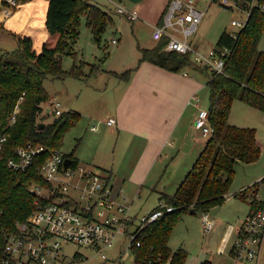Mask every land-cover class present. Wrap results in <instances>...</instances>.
<instances>
[{"label":"trees","instance_id":"1","mask_svg":"<svg viewBox=\"0 0 264 264\" xmlns=\"http://www.w3.org/2000/svg\"><path fill=\"white\" fill-rule=\"evenodd\" d=\"M18 1L24 4L32 0ZM46 1L49 36L41 47H35L32 37L14 35L16 49L0 52V135L8 134V140L0 151V210L5 222L10 224L26 220L35 209L38 196L30 190L32 185L36 183L49 188L50 183L35 167L27 172L16 171L8 166V160L15 156L18 148L28 143L42 145L48 150H60L66 133L81 119L77 111H63L53 122L41 128L43 122L38 118L53 100L45 88L46 80L50 77L87 79L97 72V66L92 65L91 72L85 74L84 62L67 71L62 64L63 56H75L72 51L80 35L82 17L86 18L98 44L114 22L111 12L90 0ZM259 2L264 4V0ZM164 13L158 23H161ZM3 30L4 26L0 24V33ZM263 34L264 11L259 7L252 9L247 25L236 38L227 30L223 31L216 47L228 48L231 53L226 58L224 74L219 75L195 64L190 54L166 51L168 39L159 41L152 49H141L139 65L149 62L171 72L193 69L210 73L206 87L213 133L176 193L162 195L161 202L165 208L174 207V211L166 213L142 231V247L137 251L140 261L162 254L165 258L172 255V264H185L187 252L183 249L173 252L169 246L178 223L185 215L209 213L223 205L231 189L236 166L252 164L260 159L262 148L257 140V130L233 125L230 118L235 101L264 112V51L259 48ZM134 70L116 75L129 81ZM18 104L20 109L16 122L10 125ZM47 157L48 152L36 161V165ZM65 157L72 159L73 167L80 164L74 153ZM241 197L246 200L245 196Z\"/></svg>","mask_w":264,"mask_h":264},{"label":"built area","instance_id":"2","mask_svg":"<svg viewBox=\"0 0 264 264\" xmlns=\"http://www.w3.org/2000/svg\"><path fill=\"white\" fill-rule=\"evenodd\" d=\"M106 1L111 4L109 12L112 14H118L131 22L141 19L137 9L128 7L127 2L132 0ZM2 2L5 4L2 8L5 15L11 14L21 5L18 0ZM201 2H207V8H202ZM213 4L240 11L246 16L232 21V26L237 30L229 33L235 38L247 25L253 8L259 7L264 11V4L259 0H170L161 23L155 25L153 39L157 42L168 39L166 51L190 54L195 64L219 75L224 74L226 58L231 50L215 46L204 52L192 40ZM113 42L117 43L118 40L114 39ZM184 75L189 76V73L185 72ZM200 102L197 94L190 99V103L199 108L195 126L204 136H210L213 133L210 113L200 106ZM48 107L56 116L64 111L57 97ZM19 109L18 104L10 125L16 122ZM106 123L114 126L116 120L110 118ZM97 129L98 124L94 123L92 130ZM7 140L8 134L2 133L0 151ZM46 152L48 157L36 165V161ZM65 159L60 150H48L42 145L28 143L18 148L15 156L8 160V166L16 171L27 172L35 167L50 183V187L36 183L32 185L30 190L38 199L35 209L24 221L6 223L0 210V264H85L91 258L70 250L71 247L79 246L94 252L103 264L107 261L110 264H172V255L165 258L159 254L140 261L137 251L142 247L140 235L145 227L174 211V207L165 208L161 202L160 209L139 219L133 216L131 206L125 203V195L122 200L114 195L113 186L103 172L88 166L73 167L72 164L64 170ZM45 191L49 194L46 195ZM239 195L246 197L250 212L232 252L237 260L256 262L264 241V184L261 181L243 188ZM40 198L49 201L42 202ZM202 225L206 232L214 228L215 221L209 213L202 214ZM107 251L112 253L107 254ZM126 256L127 260H123Z\"/></svg>","mask_w":264,"mask_h":264},{"label":"crops","instance_id":"3","mask_svg":"<svg viewBox=\"0 0 264 264\" xmlns=\"http://www.w3.org/2000/svg\"><path fill=\"white\" fill-rule=\"evenodd\" d=\"M169 1L167 0L163 13ZM47 6L46 0H32L21 4L9 15H5L0 7V24L4 26V30L0 33L1 46L16 48L17 41L14 35H21L32 37L35 47L40 48L49 36L46 26ZM118 43L119 40L115 44ZM2 50L5 51L3 48ZM81 62L86 63L85 74L91 72L92 65L97 66L96 63L89 64L85 61L75 64L79 65ZM87 67L88 70L90 69L88 73ZM97 68L98 71L93 72L88 78L101 76L100 68L98 66ZM132 69L135 70L129 81L116 75L122 73L111 71L112 74L107 73V82L103 87L89 86L93 92L98 93L102 90L103 93H107L112 77L119 79L120 82L115 84L117 90L114 95L115 101L109 100L111 103L106 99L96 101L97 106H100L99 109H104L105 115L101 116L103 113L101 110L89 109L88 114L84 116L89 119L90 132L96 133L101 125H106L111 133L117 135L118 140L122 138L125 150L120 161L122 167L119 169L115 165L112 168L105 167V163L98 162L97 159L88 163V167L103 172L113 186L114 195L119 200L125 195L127 199L125 203L131 208L133 205L130 196L140 197L143 193L151 196L156 193L159 205L151 210L152 212L160 207L163 194L176 193L206 147L207 142L204 137L209 139L210 136H204L202 131L196 128L195 120L199 108L190 103L191 97L194 94L199 95L206 85L196 79L195 73L199 71L193 69L184 71L189 73V76L183 73L182 77L179 76L180 73L168 71L149 62H143L139 67L129 68L125 72ZM200 106L204 108L202 100ZM45 108L48 115L52 113L48 106ZM79 113L82 117L83 113ZM110 118L116 120L114 126L107 125L106 122ZM230 122L232 123L231 118ZM94 123L98 124L97 130H92ZM255 129L258 143L263 148L258 129ZM98 142V148L102 147V141ZM255 163L245 165L252 166ZM240 165L241 163L236 166V172ZM263 178L264 176L258 177L252 183L229 191L225 203L209 212L210 217L215 221L214 228L210 232H206L203 228L202 214L185 215L181 222L185 228L177 227L170 239L169 246L172 251L185 250L187 252L185 264H202L207 261L212 264H264V241L256 262L237 260L232 252L241 227L250 212V205L238 194L243 188L257 184ZM136 215L139 216L138 213ZM193 218H196L197 222H193L191 220ZM174 243H176L175 248Z\"/></svg>","mask_w":264,"mask_h":264},{"label":"rangeland","instance_id":"4","mask_svg":"<svg viewBox=\"0 0 264 264\" xmlns=\"http://www.w3.org/2000/svg\"><path fill=\"white\" fill-rule=\"evenodd\" d=\"M90 2L108 11L111 7V4L106 0H90ZM127 3L128 7L135 8L139 11L141 16L140 20L131 22L118 14H111L114 22L108 26L107 30L102 35L100 44H98L94 39L92 30L87 25L86 18L82 17L80 35L72 51L75 56H63L62 64L65 70L69 71L76 62L85 61L89 64L96 63L100 68L101 76L96 78L90 77L88 79L72 77L55 79L50 77L45 82L46 90L52 98L58 97L64 111L76 110L83 113L80 121L66 133L60 148V151L64 155L74 153L75 157L79 159V165L81 166H88V163H91L93 159H97L98 162L105 163V167L112 168L115 165L116 168L119 169L122 167L120 161L124 154L123 150H125L122 138L118 140L117 135L111 133L106 125H101L100 130L96 133L90 132V130H88L89 119L85 117L89 109L93 111L101 110L99 109L100 106H97L96 101H101L103 99L115 101L116 98L114 95H116L117 92L115 84L120 82L119 79H117V77H112V83L107 93H103L102 90L98 93L93 92L89 86H94V88L96 86L103 87L107 82V73L110 75V73L112 74L111 71L125 73L129 68L139 67L141 49L157 45V42L153 39L154 23L156 24L160 21L167 0H141L137 3ZM2 6H5L4 2H0V7L3 8ZM200 6L202 8H207V2H201ZM239 17L245 18L246 16L240 11L213 4L208 8L207 14L197 34L192 37L194 45L199 47L202 51L208 52L210 48L217 45L223 31L228 30V32H233L237 30V28L232 26V21ZM114 39H118L119 43L115 44L113 42ZM9 46L11 47L10 44ZM2 48L5 51H13L16 49L6 48V46H1L0 44V52L3 51ZM259 48L264 51V34ZM188 70L189 69H187V71ZM89 71L90 69L88 70L87 67L86 72L88 73ZM176 73H180L179 76L182 77L181 74H183L184 71ZM209 74V72H196L195 77L199 82L206 85L205 81L208 80ZM199 97L202 100V106L208 109L210 101L206 87L200 91ZM101 111L103 112L104 109ZM104 115L105 112L101 114V116ZM55 118V114L50 113L48 115L47 112H43L42 115L39 116L38 121L47 124L53 122ZM231 121L235 125L257 128L263 146L260 159L257 163L252 166H246L241 163L238 167L230 189L232 192L234 189L252 183L256 178L264 176V112L242 101H235L232 108ZM204 139L207 142L208 138L204 137ZM99 140L102 141V147L100 148H98ZM165 178H167V176H165ZM76 179L77 178H75V180ZM45 194L48 195L49 193L45 191ZM129 198L133 205L131 213L133 216L138 213L139 216H136L139 217V219L159 205V198L156 193H153L151 196H147L143 193L140 197L130 196ZM233 198L235 197L233 196ZM182 220L178 223L176 228H180V226L184 225L181 223ZM191 220L197 222L196 218ZM182 228H185V226ZM173 245L175 248L176 243ZM70 250L73 253L78 251L85 254L87 258H91V260L85 264H103V261L95 256L94 252L88 250L87 247H71ZM111 253L112 252L107 251V254ZM123 260H127V256L124 257ZM105 264H110V262L107 261Z\"/></svg>","mask_w":264,"mask_h":264},{"label":"water","instance_id":"5","mask_svg":"<svg viewBox=\"0 0 264 264\" xmlns=\"http://www.w3.org/2000/svg\"><path fill=\"white\" fill-rule=\"evenodd\" d=\"M133 2L137 3L140 2L141 0H132ZM46 124L43 122L41 123V128H43ZM72 159L66 158L64 162V170H66L71 164H72Z\"/></svg>","mask_w":264,"mask_h":264}]
</instances>
